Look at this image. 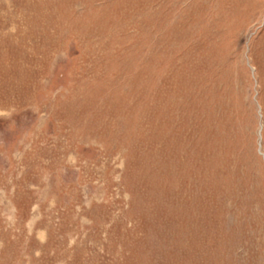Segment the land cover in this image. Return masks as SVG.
Here are the masks:
<instances>
[{
  "label": "rangeland",
  "instance_id": "rangeland-1",
  "mask_svg": "<svg viewBox=\"0 0 264 264\" xmlns=\"http://www.w3.org/2000/svg\"><path fill=\"white\" fill-rule=\"evenodd\" d=\"M0 264H264V0H0Z\"/></svg>",
  "mask_w": 264,
  "mask_h": 264
}]
</instances>
